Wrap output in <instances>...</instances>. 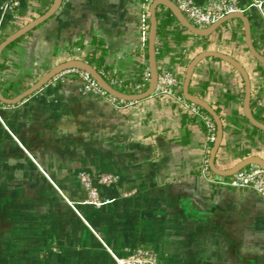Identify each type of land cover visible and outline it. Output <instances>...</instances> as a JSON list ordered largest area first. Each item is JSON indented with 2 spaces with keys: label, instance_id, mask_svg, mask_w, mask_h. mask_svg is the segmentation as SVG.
I'll use <instances>...</instances> for the list:
<instances>
[{
  "label": "crops",
  "instance_id": "crops-1",
  "mask_svg": "<svg viewBox=\"0 0 264 264\" xmlns=\"http://www.w3.org/2000/svg\"><path fill=\"white\" fill-rule=\"evenodd\" d=\"M16 1L11 13L0 10V42L54 2ZM151 1L62 0L50 18L2 51L0 93L13 99L71 60L127 85L141 82L148 70ZM235 1L249 20L254 49L264 56V0H256L261 11L252 0ZM155 12L157 73L173 72L182 95L185 69L196 55H226L245 69L250 113L264 124V65L250 55L241 20L201 37L165 7ZM54 77L0 111L8 130L0 123V264H114L101 242L118 257L146 247L160 264H264V200L248 189L216 184L228 177L201 173L212 146L201 122L167 96L153 93L113 107L82 93L76 77ZM188 92L220 118L213 161L218 170L250 157L264 160V131L245 119L244 84L231 65L214 57L201 60ZM104 173L118 175L119 183L99 186ZM80 175L109 202L83 203Z\"/></svg>",
  "mask_w": 264,
  "mask_h": 264
},
{
  "label": "built area",
  "instance_id": "built-area-1",
  "mask_svg": "<svg viewBox=\"0 0 264 264\" xmlns=\"http://www.w3.org/2000/svg\"><path fill=\"white\" fill-rule=\"evenodd\" d=\"M173 2L179 12L188 21L190 25L198 29H204L217 22L224 16L237 11L243 12L236 7L235 0H207L204 4H197L194 0H170ZM254 6L261 11V2L252 0ZM17 5L16 0H7L4 2L0 10L2 14L11 13L13 8ZM99 75L105 83L113 90L122 93V90H127L132 94L141 92L149 83V71L146 69L142 73L141 82L135 85H127L123 79L120 78H106L105 73L99 72ZM76 77L82 83L81 92L91 93L104 99L113 107H122L130 104L116 99L101 89L97 83L84 71L78 69H67L58 73L54 79L63 77ZM181 87V80L171 71H164L157 76V83L154 90L155 95L167 96L176 101L182 106L191 116L201 122L205 128L206 142L212 144L215 139V124L212 118L197 105L186 101L182 95L179 94ZM10 106L0 102V111L8 109ZM0 123L6 131L7 128L3 124L1 118ZM209 172L208 161L205 159L202 163L201 173ZM79 181L83 188L86 199L83 203L100 207L109 202L108 199H101L98 190L94 187L92 180L87 175H80ZM97 184L102 187H112L119 183V177L116 174L104 173L98 176ZM213 182V181H211ZM215 183V182H213ZM216 184L235 188L248 189L258 195L264 200V170L256 165L242 168L241 170L228 177L225 181H218ZM69 206L75 211L74 206L69 203ZM103 247L111 256L114 264H160L156 254L143 246L135 247L127 256L118 257L111 252L103 242Z\"/></svg>",
  "mask_w": 264,
  "mask_h": 264
},
{
  "label": "water",
  "instance_id": "water-1",
  "mask_svg": "<svg viewBox=\"0 0 264 264\" xmlns=\"http://www.w3.org/2000/svg\"><path fill=\"white\" fill-rule=\"evenodd\" d=\"M62 3V0H54L51 7L40 17L34 19L27 25L23 26L19 30H17L15 33L4 39L2 42H0V55L2 51L9 46L11 43L15 42L19 38H21L23 35L34 29L36 26L40 25L44 21H46L48 18H50L60 7ZM157 6H163L165 7L172 16L176 19V21L188 32L191 34L201 36V37H207L209 36L214 30H216L221 24L225 23L228 20L238 18L241 20L243 25V33H244V39L246 43V47L252 56L253 59H255L258 63L261 65H264V56L259 54L253 47L251 40H250V25L248 18L244 15L243 12L237 11L234 13H230L223 18L219 19L214 24L210 25L207 28L204 29H198L193 27L188 23V21L183 17V15L179 12L176 5L171 2L170 0H152L149 5V29H148V36H147V58H148V71H149V83L145 91L138 93V94H124L117 92L110 88L105 81L102 79V77L99 75V73L91 67L89 64L77 61V60H71L67 61L65 63H62L54 68H52L50 71H48L45 75H43L39 81H37L32 87L27 89L22 94L18 95L17 97L13 99H6L2 96L0 93V102L5 105H15L18 104L21 100L35 94L37 91L42 89L47 83L58 73L67 70V69H78L86 72L96 83L97 85L106 91L111 96L115 97L116 99L122 100L124 102H137L140 100H143L149 96H151L155 90L156 83H157V69H156V63H155V37H156V12L155 9ZM207 57H214L217 59H220L229 65H231L241 76L243 84H244V100H243V115L245 119L249 122V124L261 131H264V124L259 123L256 121L251 113H250V83L248 75L245 71V69L234 59L222 55L220 53L216 52H203L198 55H196L187 65L185 69V73L183 76V82H182V96L183 98L191 102L198 107H200L202 110H204L213 120L215 124V139L212 143L211 149L209 151V159H208V167L209 170L221 177H230L237 171L241 170L242 168L249 166V165H256L262 170H264V160H261L258 157H250L247 158L234 167H232L229 170L221 171L218 170L214 164V157L215 153L217 151V148L219 146V143L221 141L222 137V125L219 116L214 111V109L208 105L205 101L202 99L192 96L188 92V86L190 83V79L192 76V73L194 71V68L196 65L203 59Z\"/></svg>",
  "mask_w": 264,
  "mask_h": 264
},
{
  "label": "trees",
  "instance_id": "trees-1",
  "mask_svg": "<svg viewBox=\"0 0 264 264\" xmlns=\"http://www.w3.org/2000/svg\"><path fill=\"white\" fill-rule=\"evenodd\" d=\"M143 1H146V0H143ZM11 45V44H10Z\"/></svg>",
  "mask_w": 264,
  "mask_h": 264
}]
</instances>
